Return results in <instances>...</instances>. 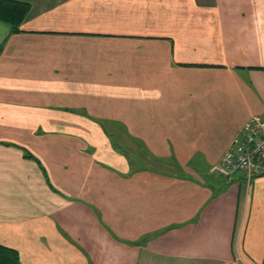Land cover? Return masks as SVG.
I'll return each instance as SVG.
<instances>
[{
  "label": "crops",
  "instance_id": "obj_1",
  "mask_svg": "<svg viewBox=\"0 0 264 264\" xmlns=\"http://www.w3.org/2000/svg\"><path fill=\"white\" fill-rule=\"evenodd\" d=\"M21 1V31L0 21V244L22 264H264V175L217 170L264 116V0Z\"/></svg>",
  "mask_w": 264,
  "mask_h": 264
},
{
  "label": "built area",
  "instance_id": "obj_2",
  "mask_svg": "<svg viewBox=\"0 0 264 264\" xmlns=\"http://www.w3.org/2000/svg\"><path fill=\"white\" fill-rule=\"evenodd\" d=\"M217 170L224 177L237 172L248 178L264 175L263 115H253L241 125L222 153Z\"/></svg>",
  "mask_w": 264,
  "mask_h": 264
},
{
  "label": "trees",
  "instance_id": "obj_3",
  "mask_svg": "<svg viewBox=\"0 0 264 264\" xmlns=\"http://www.w3.org/2000/svg\"><path fill=\"white\" fill-rule=\"evenodd\" d=\"M30 5L21 0H0V21L9 26L10 33L21 31L20 26L26 19ZM115 144V141H114ZM26 157H33L27 150ZM0 264H22L18 251L14 248L0 244Z\"/></svg>",
  "mask_w": 264,
  "mask_h": 264
},
{
  "label": "rangeland",
  "instance_id": "obj_4",
  "mask_svg": "<svg viewBox=\"0 0 264 264\" xmlns=\"http://www.w3.org/2000/svg\"><path fill=\"white\" fill-rule=\"evenodd\" d=\"M124 137V140H122V139H120V142H121V144L122 145H124L125 147H126V144H128V146L130 145L131 146V148L133 149V153H135L134 154V156H137L136 158H139V161L140 160H143V158L147 161V158H148V156L147 155H145V152H143V150H140L139 149V147L138 146H141L142 148H144L142 145H141V143L139 142V141H136V144H134L133 142H132V140H129L127 137H125V136H123ZM125 143V144H124ZM129 146V147H130ZM129 147H127V148H129ZM135 160V159H134ZM137 161V160H136ZM139 161H137L138 163H139ZM141 162V161H140ZM138 166V165H137Z\"/></svg>",
  "mask_w": 264,
  "mask_h": 264
}]
</instances>
